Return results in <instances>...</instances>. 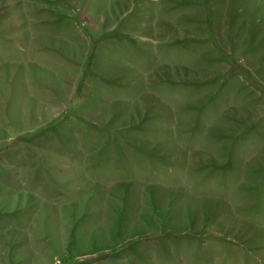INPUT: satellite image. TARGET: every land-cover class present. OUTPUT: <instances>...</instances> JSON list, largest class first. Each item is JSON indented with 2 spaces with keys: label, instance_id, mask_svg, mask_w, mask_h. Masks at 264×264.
<instances>
[{
  "label": "rangeland",
  "instance_id": "374dc122",
  "mask_svg": "<svg viewBox=\"0 0 264 264\" xmlns=\"http://www.w3.org/2000/svg\"><path fill=\"white\" fill-rule=\"evenodd\" d=\"M0 264H264V0H0Z\"/></svg>",
  "mask_w": 264,
  "mask_h": 264
}]
</instances>
